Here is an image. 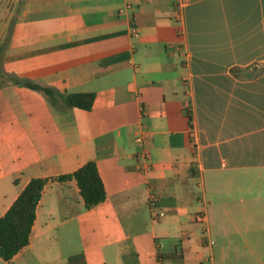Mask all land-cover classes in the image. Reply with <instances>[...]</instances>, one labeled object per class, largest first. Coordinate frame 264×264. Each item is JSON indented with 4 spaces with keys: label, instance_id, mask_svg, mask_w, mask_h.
<instances>
[{
    "label": "crops",
    "instance_id": "0c3cea01",
    "mask_svg": "<svg viewBox=\"0 0 264 264\" xmlns=\"http://www.w3.org/2000/svg\"><path fill=\"white\" fill-rule=\"evenodd\" d=\"M0 74V218L49 180L0 264H264V0H0Z\"/></svg>",
    "mask_w": 264,
    "mask_h": 264
},
{
    "label": "trees",
    "instance_id": "16d2710c",
    "mask_svg": "<svg viewBox=\"0 0 264 264\" xmlns=\"http://www.w3.org/2000/svg\"><path fill=\"white\" fill-rule=\"evenodd\" d=\"M13 81L28 89L44 92L50 100H53L55 92L52 89L43 88L29 81L19 79ZM2 84L0 74V88ZM94 100L95 95L92 93L71 94L65 97L64 102L68 108L90 111ZM54 180L61 183L76 181L86 210H91L106 201V190L95 162L87 163L71 175L52 178L50 181ZM48 182L49 180L44 179L31 180L6 215L0 218V257L2 260L12 261L30 244L36 211Z\"/></svg>",
    "mask_w": 264,
    "mask_h": 264
},
{
    "label": "built area",
    "instance_id": "2783aa9c",
    "mask_svg": "<svg viewBox=\"0 0 264 264\" xmlns=\"http://www.w3.org/2000/svg\"><path fill=\"white\" fill-rule=\"evenodd\" d=\"M126 10H131V5L128 4L125 8ZM120 13H123V11L121 10ZM133 34L134 35H137V30H133ZM190 137H191V142L194 146H197V136H196V132L194 130L191 131L190 133ZM136 142L138 144V146L140 147L141 151L138 153V156L141 160H143L144 162H146V171H149L151 169V165H150V162H151V157H150V153L148 151V149L146 148L147 147V140L145 139L144 135L142 133H137L136 134ZM152 201H156L155 198L152 199ZM158 216H161L163 217L164 214L163 213H160V214H154V218H157Z\"/></svg>",
    "mask_w": 264,
    "mask_h": 264
}]
</instances>
